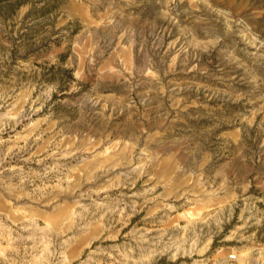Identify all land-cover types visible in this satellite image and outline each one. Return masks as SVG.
Returning a JSON list of instances; mask_svg holds the SVG:
<instances>
[{
  "label": "rangeland",
  "instance_id": "1",
  "mask_svg": "<svg viewBox=\"0 0 264 264\" xmlns=\"http://www.w3.org/2000/svg\"><path fill=\"white\" fill-rule=\"evenodd\" d=\"M0 264H264V0L2 9Z\"/></svg>",
  "mask_w": 264,
  "mask_h": 264
},
{
  "label": "trees",
  "instance_id": "2",
  "mask_svg": "<svg viewBox=\"0 0 264 264\" xmlns=\"http://www.w3.org/2000/svg\"><path fill=\"white\" fill-rule=\"evenodd\" d=\"M26 2L27 0H0V11L2 9H8L12 11Z\"/></svg>",
  "mask_w": 264,
  "mask_h": 264
},
{
  "label": "built area",
  "instance_id": "3",
  "mask_svg": "<svg viewBox=\"0 0 264 264\" xmlns=\"http://www.w3.org/2000/svg\"><path fill=\"white\" fill-rule=\"evenodd\" d=\"M228 257H229L230 259H234V258H235V254H230Z\"/></svg>",
  "mask_w": 264,
  "mask_h": 264
},
{
  "label": "bare ground",
  "instance_id": "4",
  "mask_svg": "<svg viewBox=\"0 0 264 264\" xmlns=\"http://www.w3.org/2000/svg\"><path fill=\"white\" fill-rule=\"evenodd\" d=\"M242 254H245V251H243ZM240 260H241V259H240Z\"/></svg>",
  "mask_w": 264,
  "mask_h": 264
}]
</instances>
